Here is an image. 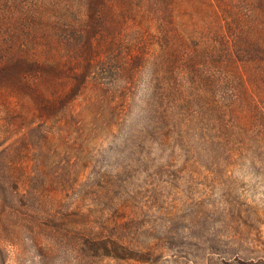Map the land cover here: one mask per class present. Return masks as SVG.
Masks as SVG:
<instances>
[{"label": "rangeland", "instance_id": "374dc122", "mask_svg": "<svg viewBox=\"0 0 264 264\" xmlns=\"http://www.w3.org/2000/svg\"><path fill=\"white\" fill-rule=\"evenodd\" d=\"M258 1L0 0V264H264Z\"/></svg>", "mask_w": 264, "mask_h": 264}, {"label": "trees", "instance_id": "16d2710c", "mask_svg": "<svg viewBox=\"0 0 264 264\" xmlns=\"http://www.w3.org/2000/svg\"><path fill=\"white\" fill-rule=\"evenodd\" d=\"M157 4L158 5H161L163 7H165L169 12L170 16H172V12H173V9H171V5H172V8H173V3L176 1V0H157ZM254 7V10H258L262 13H264V0H259L257 2V4L255 3V5L253 6ZM225 40V39H224ZM14 43L16 41V39L14 38ZM223 41V40H222ZM224 44H226L227 46V42L224 41ZM241 47V46H240ZM249 47V46H248ZM230 55V54H229ZM220 57V55H219ZM219 57H218V61H219ZM9 55H7V53L5 52H0V71H2L3 73H7L11 67H16L17 66V63L14 64V62H7L6 60L9 59ZM222 62V61H221ZM18 66H20V71H24V70H29L30 66L26 65L25 63L23 64H18ZM20 72V73H21ZM85 79L86 78H83L82 82H85ZM208 85V84H207Z\"/></svg>", "mask_w": 264, "mask_h": 264}]
</instances>
